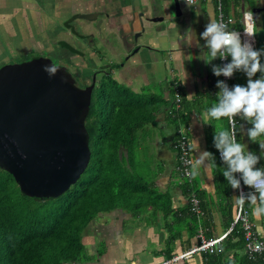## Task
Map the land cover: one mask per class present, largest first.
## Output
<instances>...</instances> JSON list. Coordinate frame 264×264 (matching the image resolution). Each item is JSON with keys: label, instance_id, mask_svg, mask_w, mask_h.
Instances as JSON below:
<instances>
[{"label": "crops", "instance_id": "0c3cea01", "mask_svg": "<svg viewBox=\"0 0 264 264\" xmlns=\"http://www.w3.org/2000/svg\"><path fill=\"white\" fill-rule=\"evenodd\" d=\"M160 1L0 0V67L7 63L31 59L26 56L27 53L39 48L43 50L45 38H58L60 32L66 29L64 31L73 36V41L76 36H79L88 42L84 51L86 56L83 55V59H87L85 65L88 68L92 65L96 72L102 69L111 70L112 77L117 83L136 93L160 95L172 101L170 89L173 87V82H179L183 93L181 108L186 113L185 124L183 125L191 127L190 142L194 158L195 155H199V152L207 151L213 154L215 163L221 159L217 155L220 152L214 146L215 128H230V125L226 118L217 121L206 115L207 109L218 102L217 93L220 89L217 87V83L222 79L221 76L214 75L212 69L214 66H221V59L212 60V57L207 55L208 49L206 42L201 38V34L211 19L218 21L216 1L196 0L194 4L188 3V10L191 13L188 26L182 24L179 28L171 26L158 35L155 30L163 29L165 24L154 23L151 20L153 18L171 17L174 14H172V5L167 12H163L161 5H159ZM252 2H254V8L261 9L255 20V34L257 43L261 41L264 44V29L259 34L256 31L258 22H262L264 26V0H253ZM238 5H245V10L253 9V7L250 8L251 4L248 0H243ZM184 10L187 9L184 8ZM83 13H98V20L101 21V32L98 35H96L98 32L95 30L97 21L79 18V14ZM242 17L244 18V16ZM180 20L176 18L174 21L180 22ZM141 22L146 27L144 33ZM77 25L84 28L83 33L76 34V32L67 30ZM232 27L242 29L244 24L241 28V23L234 20ZM33 28L35 29L34 32ZM29 29L31 30L29 31ZM190 29L193 33L191 43L184 39ZM96 37L101 43L111 48H113L112 41L109 39H114V37L117 39L119 43L114 42V51L122 55L119 62L104 65L97 51L93 48ZM138 37L140 38L138 39ZM197 40H199V46L196 44ZM62 41L67 42L68 45L71 44L67 40ZM23 56L26 58L21 60ZM167 62L171 65L173 78L169 81L168 77L165 76L164 80L160 81V84L163 85L161 90L153 91L145 88V86L155 82L149 79L148 73L154 74L157 71V65H163L165 68ZM101 76H103L102 72ZM235 76L233 86L237 84L247 85L248 77L246 74L241 77L235 72ZM253 79H257L256 76ZM169 114V108L162 111L158 115L156 123L139 137L133 157L130 160L132 167H127L131 174L137 178L138 186L143 191L142 194L138 193V195L144 194L143 196L147 198L148 207L140 210H136L135 206L129 209L119 207L112 212L100 213L98 215L99 221L94 224L90 223L91 231L88 230L82 235L84 246L86 243L94 244L95 233L99 230L101 237L109 246L128 248V239L123 237L126 230H130L137 235L144 236V240L148 239L147 244L150 242L151 245H154H152L154 249L152 252L160 253L158 256L164 257V261H166L168 260V253L172 252L175 256L198 244L200 228L205 230L206 236L208 233L212 237H219L230 228L226 225L223 217L222 205L225 203V199L221 193L222 184L215 177L214 166L207 169L201 168L200 175L192 178L201 196L200 201L207 205L206 214L202 212V215L198 217L199 228L195 230L192 224L193 220L190 219L186 222V219L180 215L181 211L190 203L191 194L185 193L183 189L185 184L180 185L179 183L174 149L177 129L172 124ZM251 127L252 125L244 119L241 124L237 125L236 131L239 142L247 145L248 151L251 152L252 150L256 155H260L262 150L259 143L251 141L247 135V130ZM194 140L199 144V152L196 153L198 145L194 143ZM121 153L124 156L127 155V152L122 151ZM143 157L144 160L148 157L146 161L149 160L155 166L143 167L144 164L141 163ZM206 163L211 162L206 161ZM145 184H147L148 189H146ZM234 197L236 194L233 190L232 198ZM233 202L235 203L234 200ZM247 208L250 210L251 221L264 237V214L256 215L253 206L249 204H247ZM168 209L170 213H167ZM133 219H138L139 222H132L127 226L129 221ZM89 235H91L90 239H93V243H90L91 240L90 242L87 241ZM171 237L174 239L171 240ZM145 243L146 241L140 243V247L132 248V251H148L145 249ZM87 257L88 259L81 262L82 264L91 261V258ZM127 258L128 264H137L131 253L128 254ZM189 260L180 262H182L181 264H190L191 261H194L197 264H204L202 254H196ZM163 262H155L154 264Z\"/></svg>", "mask_w": 264, "mask_h": 264}, {"label": "trees", "instance_id": "16d2710c", "mask_svg": "<svg viewBox=\"0 0 264 264\" xmlns=\"http://www.w3.org/2000/svg\"><path fill=\"white\" fill-rule=\"evenodd\" d=\"M215 1L218 11L219 2ZM242 1L221 0L223 12L232 15L235 22L241 23V28L245 5L238 4ZM248 1L250 8H254L253 0ZM62 45L77 52L66 42ZM261 62L264 63L263 56ZM101 72L97 71V74ZM237 73L241 77L245 74L241 71ZM261 75L257 73L256 78ZM102 77L106 80L103 85L105 90L96 93L95 87L86 120L91 160L85 176L76 185L57 199H34L23 195L13 176L0 169V264L81 263L88 259L82 233L100 213L112 212L119 207L129 209L135 206L136 210L148 207L144 194L138 195L143 191L138 186L137 178L127 169L132 167L130 160L135 145L139 137L156 123L162 111L169 108L170 119L177 132L185 124L186 113L174 103L172 87V101H169L160 95L140 94L122 86L112 77L111 70ZM100 96L105 97L104 104L99 103ZM122 151L127 155L124 156ZM257 156L261 157L257 167L264 168V156L261 153ZM226 167L219 159L215 162L214 171L217 181L222 184L221 193L225 199L223 217L230 227L237 204L232 198L234 189L223 175ZM245 188L250 192V188ZM183 189L188 195L195 193L201 198L193 180L186 182ZM234 191L237 197L238 190ZM206 206L201 202L204 214ZM167 213H170L169 209ZM180 215L186 222L192 219L195 230L199 228L198 218L192 213L190 203ZM207 237L212 236L207 233ZM221 248L223 251H220ZM220 249L215 254H202L204 264H264V253L254 258L246 253L244 232L240 225L226 237ZM172 257V252L168 253L167 258Z\"/></svg>", "mask_w": 264, "mask_h": 264}, {"label": "water", "instance_id": "95a60500", "mask_svg": "<svg viewBox=\"0 0 264 264\" xmlns=\"http://www.w3.org/2000/svg\"><path fill=\"white\" fill-rule=\"evenodd\" d=\"M159 5L163 12L172 5L174 14L153 18L151 22L165 24L155 33L188 26L186 0H161ZM251 10L256 20L261 9ZM79 18L95 22L98 13ZM141 26L144 33L143 22ZM45 65L55 66L57 72L49 75L43 71ZM95 87L94 78L91 85L79 88L65 68L45 57L0 67V169L13 176L23 195L57 199L86 172L92 155L86 120Z\"/></svg>", "mask_w": 264, "mask_h": 264}, {"label": "clouds", "instance_id": "9594fccd", "mask_svg": "<svg viewBox=\"0 0 264 264\" xmlns=\"http://www.w3.org/2000/svg\"><path fill=\"white\" fill-rule=\"evenodd\" d=\"M245 34L254 36L255 31H249L245 26ZM201 38L206 42L207 55H210L212 60L216 58L226 60L231 57L230 63L213 67L214 75L232 78L235 72L241 71L248 77L246 86L237 84L230 88L225 82L218 81L217 87L220 89L217 93L218 102L207 109L206 115L213 120L226 118L229 121L230 128H215L214 146L227 166L223 170L224 177L232 189L240 191V195L233 200L240 206L245 203L253 206L256 215L264 214V168L257 167L261 157L248 151L247 145L237 141L235 127L236 117L247 120L252 125L247 130V135L251 141L259 143L264 155V63L261 62L264 49L256 50L252 43L242 40L239 32L229 29L228 24L212 19L206 25ZM184 39L192 42L191 29ZM196 44L199 46V40ZM43 71L53 75L57 68L45 65ZM257 73H261V77L253 79ZM241 130L243 131L242 126ZM194 143L198 145L195 153L199 152L198 142L194 140ZM191 148L190 143L189 149ZM184 163L190 167L186 175L192 178L200 175L201 168L207 169L215 165L213 154L207 151L199 152L194 159H186ZM241 181L244 186L254 191L245 194Z\"/></svg>", "mask_w": 264, "mask_h": 264}, {"label": "rangeland", "instance_id": "374dc122", "mask_svg": "<svg viewBox=\"0 0 264 264\" xmlns=\"http://www.w3.org/2000/svg\"><path fill=\"white\" fill-rule=\"evenodd\" d=\"M82 21H84V20H82ZM98 21H100V20H98ZM98 21L96 22V26H95V30L98 32L96 35H98L101 32V25H98V23H99ZM85 23L88 24V22H85ZM75 27L76 28L74 30L77 31V33L78 32L83 33L84 28L82 26L77 25ZM263 29H264V26H263L262 22H258L256 24L257 34L261 33L262 32L261 30H263ZM30 30L31 29H29V31ZM34 30L35 29L33 28V32H34ZM55 30H58V29H55ZM71 30H73V29H71ZM69 36L70 35H68L67 31L62 30V32H60V36L58 38H53V37H51V39L45 38L43 50H41L40 48L35 49L34 51L27 53L26 56H28L30 58L46 57V58L52 60L55 64H60L58 59H63L64 57L65 58L67 57V60H69L70 62H73L75 65H77V67L80 68V70H81L80 74H77L70 69H69V71L72 73V76L77 80V86L79 88H83L86 84L91 83V80H92L91 75H93V73L96 72L94 70L95 67L91 65L92 68L91 67L88 68L85 65L86 64L85 60L87 61V59H85V60L82 59V55H80V57L77 55H72L71 51L68 48H65L63 45L60 46L59 44L56 43L58 40H67L68 42L71 43L70 44L71 46H74L75 48L77 47L79 50L85 51V48H87V45H88V42L86 40L81 39L79 36H76V39L73 41V38H72L73 36H70V37ZM139 38L140 37H138V39ZM94 40L95 41L93 44H95V45L93 46V48H95V50L97 51V53L100 56V58L102 59L104 65H107L111 62L115 63V62L120 61L122 55L119 52L117 53L116 51H114L115 50L114 49L115 43L118 42L115 37H114V39L113 38L109 39V41H112L111 45L113 46V48L102 44L99 41L98 37H96V39L94 38ZM62 47H64V48L62 49ZM256 49L257 50L264 49L263 42L258 41V43L256 44ZM84 51H83V54H84ZM57 53L58 54L60 53V55L62 57H56ZM84 56H86V54ZM25 58L26 57L23 56L21 60H24ZM166 65L167 66H165V68L163 65H157V71H155L154 74L151 73L152 74L151 75L150 73H148L149 79L151 81H155L154 82L155 84L152 83L148 86H145V88L153 90V91L161 90L163 88V85L160 84V81L164 80L165 76L168 77L169 81L173 78V75L171 73L170 63L167 62ZM97 78H98V81L96 84V93L100 92L102 90H105V87H103V85L106 82V80L103 77H101L100 74L98 75ZM167 89H169V88H167ZM98 100H99L100 104H104L106 99L104 96H100L98 98ZM236 119L238 121V124H241V121H243V119L239 116L236 117ZM146 159L144 160V157L141 158V163H142V165L144 164L143 167H149V166L154 167L155 166L154 163L150 162L149 160H147V161H149L148 163H145V162H147ZM84 176H85V173L82 175V177H84ZM98 221L99 220H98V216H97L91 223L94 224L95 222H98ZM132 222L138 223L139 220L138 219L130 220L127 226H129V224ZM97 226H99V225H97ZM88 230L91 231L90 225L83 231L82 234L88 232ZM90 238H91V235H89L87 237V241L89 240V242H90V240H91ZM123 238L128 239V242H127L128 248L123 247V246H115V247L113 246L112 247V246H109L103 240V238L100 235V231L98 230L94 236V240H95L94 244H92V245L87 244V243L85 244V247H86L85 251L87 252L86 255L91 258V261L87 262L85 264H128V258L127 257H128L129 253H131L134 256V259L137 261V264H154L155 262H163L164 261V257L158 256L160 253L157 254V253L152 252V250H154L153 249L154 245L152 244L153 245L152 246L150 244V242H148V244H147L148 239L144 240L145 239L144 236L137 235L134 231L126 230V234ZM145 241H146L145 249L148 251H144V252L132 251V248L140 247L139 244L142 242H145ZM90 243H93V239L91 240ZM88 253H89V255H88ZM181 263L182 262H179L178 264H181ZM67 264H71V263H67ZM76 264H82V263H76ZM190 264H197V262L195 263L194 261H191Z\"/></svg>", "mask_w": 264, "mask_h": 264}, {"label": "built area", "instance_id": "2783aa9c", "mask_svg": "<svg viewBox=\"0 0 264 264\" xmlns=\"http://www.w3.org/2000/svg\"><path fill=\"white\" fill-rule=\"evenodd\" d=\"M189 4H194L196 0H187ZM218 21H223L228 24L229 29L235 30L241 34V38L245 42L252 43L253 47L256 49L257 38L256 34L254 36H248L245 34V26H247L249 31H255V19L252 13V10H244L243 12V24L244 27L242 29H235L232 27L234 23V17L226 15L222 10L221 0H218ZM231 57H228L226 60L221 59V66L224 64L230 63ZM235 73L232 78H226L221 76L223 82H225L230 88L233 87V83L235 81ZM173 92H174V103L177 108L182 107L183 101V93L182 88L179 82H173ZM236 119V118H235ZM238 121L236 119L237 127ZM190 134L191 127L189 125H182L177 132V139L174 142V149L176 153L177 163H176V172L178 175L180 185L186 184V182H190L192 177L186 175V172L190 171V167L184 163L186 159H194L192 148L189 149L190 142ZM220 156V154H219ZM221 158V156H220ZM239 178V174L237 176ZM242 190L245 194L249 191L243 185L241 181ZM250 191H254L251 189ZM240 195V191L238 190V196ZM189 202L191 205V211L198 217L202 215L201 210V201L199 197L195 193H191ZM240 225L244 232V241H245V251L249 254L250 257H255L259 254L264 253V237L253 224L250 218V210L247 208V204L245 203L243 206L237 204L236 214L234 221L232 222L230 228L219 237H207L205 235V230L200 228L199 230V238L200 241L195 246L191 247L187 251L175 255L171 259L164 261L161 264H177L180 261H187L193 258L196 254H215L219 251L226 237L235 229L236 226Z\"/></svg>", "mask_w": 264, "mask_h": 264}, {"label": "flooded vegetation", "instance_id": "af4514ba", "mask_svg": "<svg viewBox=\"0 0 264 264\" xmlns=\"http://www.w3.org/2000/svg\"><path fill=\"white\" fill-rule=\"evenodd\" d=\"M76 27H73V28H71V29H73V30H71V29H67V30H71L72 32H76L77 33V31H75L74 29H75ZM63 30H66V29H63ZM78 34H81V33H79L78 32ZM81 39H84V38H81ZM63 42H65V41H62V40H58L56 43L57 44H59L60 46H62V43ZM67 43V42H66ZM103 44V43H102ZM74 47V46H73ZM60 48V47H59ZM64 47H62V49H63ZM44 49V48H43ZM74 49L75 50H77V52H72L71 51V53H72V55H77V56H79L80 57V55H82V59H83V51L84 50H79L77 47L75 48L74 47ZM84 49V48H83ZM85 53V52H84ZM56 57H62L61 55H60V53L58 54H56ZM46 58V57H45ZM65 58V57H64ZM58 59L59 60V63L60 64H55L52 60V62L55 64V65H58V66H61V67H63V68H65L70 74H71V76H72V73L69 71V69L70 70H72L73 72H75V73H77V74H80L81 73V70H80V68L79 67H77V65H75L73 62H70L69 60H67V57L65 58V59ZM81 59V58H80ZM100 71H102V74L104 75V74H106L107 73V71L105 70V69H102V70H100ZM101 75V73H98L97 74V72H95V73H93V75H91V78H92V80H91V83H88V84H86L82 89H84V88H86V87H88L89 85H91L92 84V82H93V80H94V77H96L95 78V80H96V84H97V81H98V75ZM95 75V76H94ZM73 77V76H72ZM90 77V76H89ZM102 77V76H101ZM74 78V77H73ZM74 80H75V82H76V84H77V80L74 78Z\"/></svg>", "mask_w": 264, "mask_h": 264}]
</instances>
